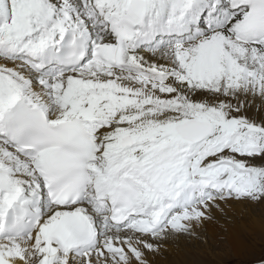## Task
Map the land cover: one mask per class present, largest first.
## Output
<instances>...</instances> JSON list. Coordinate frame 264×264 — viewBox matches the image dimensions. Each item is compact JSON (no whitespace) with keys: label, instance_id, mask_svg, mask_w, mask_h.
Here are the masks:
<instances>
[{"label":"snow or ice","instance_id":"snow-or-ice-1","mask_svg":"<svg viewBox=\"0 0 264 264\" xmlns=\"http://www.w3.org/2000/svg\"><path fill=\"white\" fill-rule=\"evenodd\" d=\"M235 205L264 206V0H0V264H159Z\"/></svg>","mask_w":264,"mask_h":264},{"label":"rangeland","instance_id":"rangeland-1","mask_svg":"<svg viewBox=\"0 0 264 264\" xmlns=\"http://www.w3.org/2000/svg\"><path fill=\"white\" fill-rule=\"evenodd\" d=\"M226 210L232 212L234 221L240 226L238 231L245 246L237 247L229 244L224 237L217 236L212 239L207 233L210 238L207 244L193 241L181 248L177 255L188 256V261L192 260L194 255L200 256V259L186 264H253L254 260L264 255V206L255 205L245 208L242 205H235L227 207ZM175 257L174 254H168L166 258L159 260V264H166L167 259ZM175 264L179 263L176 261Z\"/></svg>","mask_w":264,"mask_h":264},{"label":"bare ground","instance_id":"bare-ground-1","mask_svg":"<svg viewBox=\"0 0 264 264\" xmlns=\"http://www.w3.org/2000/svg\"><path fill=\"white\" fill-rule=\"evenodd\" d=\"M226 208L224 209V214L220 213V212L216 213V216L218 218V220L216 222H212V223H209L206 225L207 233L211 236L212 239L216 238L217 236L218 237H224V239L227 240L229 244H232V245L237 246V247L243 246L244 242L242 240V235L239 234L240 226L237 225L236 221H234V218L232 216V212L230 210H226ZM225 213L227 215H225ZM226 218H230V220H231V222L228 225L227 232H225L224 229L220 227V224L224 223ZM188 243L189 242H182L181 245L179 246V248L175 249L173 252L170 253V254H174L176 257L173 259H171V258L167 259V261L165 263L166 264H175V262L177 261L179 264H186L189 262H194V261H196V259H200L199 255H194L191 258L192 260L188 261L189 260V259H187V258H189L188 256L177 255L179 253V251L181 250V248L186 247L188 245Z\"/></svg>","mask_w":264,"mask_h":264}]
</instances>
